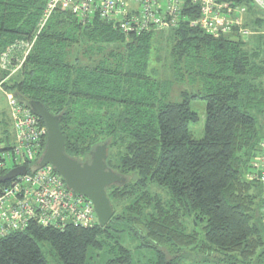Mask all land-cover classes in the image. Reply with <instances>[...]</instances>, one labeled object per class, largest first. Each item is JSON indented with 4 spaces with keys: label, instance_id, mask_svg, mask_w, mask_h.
<instances>
[{
    "label": "trees",
    "instance_id": "16d2710c",
    "mask_svg": "<svg viewBox=\"0 0 264 264\" xmlns=\"http://www.w3.org/2000/svg\"><path fill=\"white\" fill-rule=\"evenodd\" d=\"M221 1L245 7L248 35L233 26L213 38L189 25L196 10H183L188 18L172 28L126 35L112 22H81L62 8L36 35L47 0H0V54L35 36L4 88L21 104L39 101L59 116L65 152L79 162L107 143L108 167L125 178L106 188L114 212L107 225L30 224L0 237V264H48L43 243L63 264H86L108 229L140 235V245L155 249V264H178L187 252L207 264L261 263L264 201L245 173L264 139V10L254 0ZM156 31L164 34L154 39ZM156 43L168 46L163 74L150 65ZM6 77L0 70V81ZM185 82L191 90L169 100ZM192 99L206 102L199 139L190 130L199 120ZM116 243L105 264H132L130 250Z\"/></svg>",
    "mask_w": 264,
    "mask_h": 264
},
{
    "label": "built area",
    "instance_id": "2783aa9c",
    "mask_svg": "<svg viewBox=\"0 0 264 264\" xmlns=\"http://www.w3.org/2000/svg\"><path fill=\"white\" fill-rule=\"evenodd\" d=\"M254 1L264 10V0ZM56 8L69 10L81 22L97 16L112 22L126 35L172 28L188 18L183 17V10L198 11L196 17L188 18L189 25L202 29L213 38L230 32L233 26H238L242 35L250 33L241 27L245 7L228 5L221 0H47L36 35ZM34 39L35 36L31 41L22 42L25 47L20 63ZM17 45L15 42L0 54L6 64L11 62V53ZM7 99L16 144L0 149V175L21 165L26 167V172L2 182L0 237L23 231L30 224L61 230L69 226L92 228L97 225L92 201L67 188L52 165L38 166L46 143L45 124L30 108L21 104L15 94H7ZM257 148L245 176L259 186L264 201V139L258 142ZM260 210L264 224V203Z\"/></svg>",
    "mask_w": 264,
    "mask_h": 264
},
{
    "label": "rangeland",
    "instance_id": "374dc122",
    "mask_svg": "<svg viewBox=\"0 0 264 264\" xmlns=\"http://www.w3.org/2000/svg\"><path fill=\"white\" fill-rule=\"evenodd\" d=\"M163 34L164 33H162L161 31H156L154 34V39L160 37ZM23 41L27 42L28 40L24 39L16 41V43H18L17 48L11 53V59L14 57L18 58V64L16 66L13 67L11 65L12 62L10 61L9 64H6V60L0 57V70L7 74V77L3 81H0V148L4 147L6 144H9L10 146L16 144L15 133L11 124L9 104L7 99V94H12L13 92L6 90L3 83L6 82V79L8 80V78L16 73L22 64L20 62L22 61V57L24 54L23 49L25 47V44L22 43ZM9 47L10 46H8L6 50ZM167 49L168 46H161V44L159 43H156L153 46L150 65L154 68H157L159 74H163V69H166ZM184 88L187 90H191V85L188 82L175 84L172 87V91L168 99L171 101H180L181 97L179 92ZM189 106L192 111L198 114L199 117L198 122L192 123L190 125V130L194 138H202L204 134L206 102L202 99H192ZM150 189L158 193L163 192L162 189L153 184L151 185ZM117 208L118 210H121V207ZM142 239L143 238L140 235L132 233V231L117 233L112 229H108V234L103 237L104 243L102 244L101 248H91L88 251L86 264H105L109 258L114 257L116 254V241L130 250L132 256V264H155V260L157 258L155 249L152 247H145L140 245L143 242ZM40 248L42 251V255L45 257L48 264H63L54 254L53 250L47 243L41 244ZM178 264L207 263L204 260H201L198 254H195L194 252H187L179 260ZM259 264H264V259Z\"/></svg>",
    "mask_w": 264,
    "mask_h": 264
},
{
    "label": "water",
    "instance_id": "95a60500",
    "mask_svg": "<svg viewBox=\"0 0 264 264\" xmlns=\"http://www.w3.org/2000/svg\"><path fill=\"white\" fill-rule=\"evenodd\" d=\"M28 108L43 121L47 129L45 148L37 161L38 166L52 165L63 178L67 188L92 201L98 224L102 227L107 225L114 212L106 188L125 182V178L106 163L107 143L96 145L91 151L90 160L81 163L65 152V139L59 128V116L51 114L39 101H30ZM25 172L24 165L15 167L0 175V183Z\"/></svg>",
    "mask_w": 264,
    "mask_h": 264
}]
</instances>
